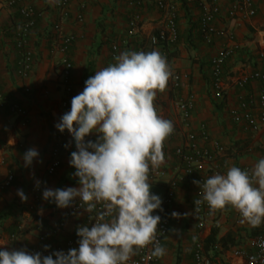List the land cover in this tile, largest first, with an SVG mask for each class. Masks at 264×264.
I'll return each instance as SVG.
<instances>
[{
    "label": "crops",
    "instance_id": "1",
    "mask_svg": "<svg viewBox=\"0 0 264 264\" xmlns=\"http://www.w3.org/2000/svg\"><path fill=\"white\" fill-rule=\"evenodd\" d=\"M128 1L69 0L68 16L62 19L52 0H26L39 12L29 38L36 62L26 79L17 74L18 54L12 41L18 21L17 8L0 2V86L7 98L28 112L22 120L15 114L0 111V245H6L9 250L45 248L55 243L63 245L74 237L78 226L85 225L84 214L67 218L69 207L58 208L54 201L42 198L45 188L79 186L78 178L73 175L75 169L69 165L70 154L76 150L75 142L67 130L61 133L54 125L70 110L71 99L83 91L85 80L95 71L115 63V56L125 50L148 52L155 49L162 53V47L151 46L149 42L161 25V14L154 0H141L142 22L138 33L133 35H128V16L134 11L127 5ZM169 1L176 6L178 40L169 47L167 62L173 70L189 76L179 91L166 88L158 92L154 100L158 104V114L170 120L175 129L174 136L163 148L164 163L149 174L153 194L162 198L168 190L173 192L172 202L166 208L168 232L162 241L166 254L160 257V264H192L196 239L202 243L205 255L216 264H244L242 259L231 257L230 251L249 244L263 223L255 228L242 224L239 212L227 206L214 213L209 210L203 227L198 229L194 205L197 185L192 183L197 175L185 174L174 152L185 143L188 133L198 132L202 126L207 139H198V144L210 151L217 147L222 149L217 155V172H211L210 176L226 174L231 166L252 169L258 159L264 158V151L258 148L264 141V130L256 136L244 134L226 114V101L232 99L233 92L229 79L260 66L257 54L264 51V0H255L256 15L248 22L224 21L221 16L216 20L217 28L233 30L237 45L234 54L223 63L228 79L225 99L212 94L209 61L223 41L214 36L206 43L201 36L199 23L204 0ZM78 13L81 21L76 20ZM57 22L61 23L64 33L73 38L64 55L72 65L69 73L72 91L65 107L61 106L63 92L59 84L63 67L61 55L53 47L57 40L52 27ZM120 41V50L112 56L111 45ZM252 87L257 89L259 83L254 82ZM188 95L194 96V105L189 122L184 125L174 101ZM97 136L92 133L85 141H95ZM33 147L39 156L30 167H25L22 156ZM54 149L58 151L59 164L49 174L47 170ZM9 174L13 179L7 183ZM36 181H40L38 188ZM18 189L23 190L26 201H21ZM76 201L79 198L73 200ZM173 211L180 213V218H173ZM214 230L215 240L207 241Z\"/></svg>",
    "mask_w": 264,
    "mask_h": 264
},
{
    "label": "clouds",
    "instance_id": "2",
    "mask_svg": "<svg viewBox=\"0 0 264 264\" xmlns=\"http://www.w3.org/2000/svg\"><path fill=\"white\" fill-rule=\"evenodd\" d=\"M114 60L85 80L83 91L71 99L70 110L54 125L61 133L67 130L75 142L69 165L75 169L79 186L45 188L42 193L43 199L54 201L58 208L69 207L79 198L85 212L96 211L95 222L77 227L78 247L67 253L42 255L0 245V264H127L150 244L152 256L166 254L157 238L161 217L153 215L163 210L162 199L151 192L149 174L164 163L163 144L174 131L173 123L154 106L172 70L155 49L125 50ZM92 133L98 134L97 139L86 142ZM38 156L36 148H29L22 156L24 166L30 167ZM192 183L202 197L194 200L197 211L205 202L211 213L231 206L239 212L242 224L255 228L264 223V158L251 171L231 166L226 174ZM17 195L22 202L27 200L22 189ZM97 205L102 206L99 211ZM171 216L180 218L181 214L173 211Z\"/></svg>",
    "mask_w": 264,
    "mask_h": 264
},
{
    "label": "built area",
    "instance_id": "3",
    "mask_svg": "<svg viewBox=\"0 0 264 264\" xmlns=\"http://www.w3.org/2000/svg\"><path fill=\"white\" fill-rule=\"evenodd\" d=\"M1 3L8 7H16L18 13L17 26L13 30L12 41L14 48L17 50V74L19 77L28 78L35 66L34 47L29 42L30 34L35 27L36 19L39 17L34 7L27 3L26 0H0ZM69 0H58L55 2V9L62 19L68 16L67 5ZM156 10L161 14V25L156 32L150 36L149 42L151 46L162 47V54L168 57L169 47L174 45L178 40L177 29V11L176 6L169 0H154ZM127 5L134 9L129 14L127 25L129 27L128 35L138 33L142 22L141 0H129ZM256 15L255 0H204L201 4V17L199 30L201 36L206 43H210L214 36L222 38L223 44L216 49L210 58L211 69V89L212 94L220 99L226 98L227 93V77L225 76L223 63L231 57L237 45L234 40V32L231 28L216 27V20L221 16L224 21L242 20L250 21ZM76 20L81 21L82 17L76 14ZM57 43L53 45L55 50L61 55V63L63 65L59 74V84L62 87L63 97L61 106L67 105V99L71 94L72 87L69 81V73L72 65L66 61L64 55L68 47L72 44V35L64 33L61 23H54L52 27ZM122 41L114 42L111 45L112 56L120 50ZM260 66L251 71H244L240 75L229 79L231 83L232 99L226 101V114L230 121L239 127L242 133L256 136L264 130V51L257 54ZM168 63V62H167ZM171 68V67H170ZM172 70L167 88L172 91H179L188 81V74ZM254 82L259 83L257 89L252 87ZM194 105V96L188 95L185 98H180L174 101V107L179 113L184 125H187L191 116ZM154 106L157 113L158 104L154 101ZM0 111H7L15 114L22 120L27 117V110L18 105L16 102L7 98L0 86ZM175 129L170 136L166 138L163 148L166 147L168 141L174 136ZM198 139L206 140L207 135L204 128L201 126L198 132L188 133L185 143L175 149V155L183 164V172L187 175L196 174L197 181H202L210 177L211 172H217V155L222 150L217 147L215 150H208L198 144ZM258 148L264 151V141L259 143ZM52 161L47 172L52 174L59 164L58 151L54 149L52 152ZM243 170L251 171L249 167H244ZM212 174V173H211ZM13 176L9 174L6 177L7 183L12 181ZM200 189L197 186L195 197L201 199ZM173 197L172 190H168L162 199V211L156 210L153 215H159L161 221L158 225L157 238L162 245V241L168 232V222L166 218V208L171 204ZM195 199V200H196ZM101 205H97V211L101 209ZM195 213L198 216L197 228L200 229L204 225V220L209 215V207L207 203H202L198 206L199 210ZM77 214L85 215V225L91 226L95 222L96 211L87 213L80 207V201L73 202L66 212V217H72ZM63 226V223L59 225ZM79 237L75 235L72 239L67 240L63 245L55 243L45 248L33 247L28 249L29 252H40L42 255H49L55 251H67L71 248L78 247L77 241ZM153 245H148L143 249H139L137 255L132 257L127 264H160V257L151 255ZM231 257L240 258L244 264H264V223L255 236H253L249 244L239 246L230 251ZM55 258V257H54ZM192 264H216L210 257L205 255L203 245L199 240H195L193 263Z\"/></svg>",
    "mask_w": 264,
    "mask_h": 264
},
{
    "label": "trees",
    "instance_id": "4",
    "mask_svg": "<svg viewBox=\"0 0 264 264\" xmlns=\"http://www.w3.org/2000/svg\"><path fill=\"white\" fill-rule=\"evenodd\" d=\"M215 237H216V231L214 230L212 232V234L209 236L208 240L209 242H213L215 240ZM221 240V239H220Z\"/></svg>",
    "mask_w": 264,
    "mask_h": 264
}]
</instances>
